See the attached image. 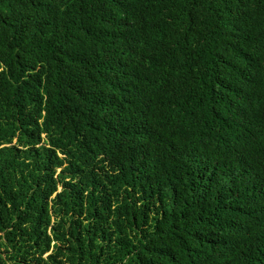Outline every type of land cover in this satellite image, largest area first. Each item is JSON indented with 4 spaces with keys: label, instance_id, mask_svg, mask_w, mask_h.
<instances>
[{
    "label": "trees",
    "instance_id": "obj_1",
    "mask_svg": "<svg viewBox=\"0 0 264 264\" xmlns=\"http://www.w3.org/2000/svg\"><path fill=\"white\" fill-rule=\"evenodd\" d=\"M0 264H264V0H0Z\"/></svg>",
    "mask_w": 264,
    "mask_h": 264
}]
</instances>
